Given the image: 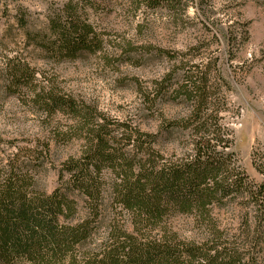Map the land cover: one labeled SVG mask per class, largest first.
<instances>
[{"label":"trees","instance_id":"trees-1","mask_svg":"<svg viewBox=\"0 0 264 264\" xmlns=\"http://www.w3.org/2000/svg\"><path fill=\"white\" fill-rule=\"evenodd\" d=\"M128 1L135 10L167 12L173 21L196 2ZM86 11L85 3L73 0L54 8L34 45L55 62L101 52L103 34ZM229 29L234 41L247 33L244 26ZM190 61L179 60L173 84V71L144 86L135 82L140 110L155 121L154 131L76 100L53 79L39 78L28 62L4 61L6 92L27 95L47 136L10 140L9 153L0 139V264H264V178L254 182L239 163L226 119L229 101L212 100L211 67L217 63ZM170 97L184 99L185 114L158 112L157 99ZM73 140L81 143L79 155L60 163L51 192L40 189L36 175L50 159L51 143ZM174 144L179 154L170 152ZM252 163L264 177V145L254 148ZM106 207L112 217L102 228ZM232 207L237 225L231 228L217 212ZM177 217L190 219L195 237L177 232Z\"/></svg>","mask_w":264,"mask_h":264},{"label":"rangeland","instance_id":"rangeland-1","mask_svg":"<svg viewBox=\"0 0 264 264\" xmlns=\"http://www.w3.org/2000/svg\"><path fill=\"white\" fill-rule=\"evenodd\" d=\"M67 1H0V139L4 148L10 140L25 143L47 136L43 116L27 105V95L6 92L3 65L7 58L28 62L38 70L39 78L53 79L62 92L95 106L110 118L132 121L145 131H154L156 123L143 116L135 82L144 86L173 71V84L181 72L179 60H191L190 64L203 60L217 63L211 67L212 100L230 103L226 119L234 129L239 163L254 182L263 180L253 166L252 152L264 145V0H196L180 21H173L164 11L135 10L128 0H73L85 3L89 20L103 34L104 47L96 54L55 62L33 42L39 32L46 33L47 15ZM22 15L26 22L23 27ZM229 26H244L247 33L238 41L230 40ZM153 47L177 58L157 54ZM157 100L158 112L167 118L186 112L180 101L183 98ZM56 118L67 122L62 114ZM80 147L76 140L52 142L50 159L36 175L38 187L51 192L60 163L78 156ZM180 148L170 145V152L179 154ZM233 210L218 209L221 224L231 228L237 225ZM111 217L112 211L106 207L102 228ZM190 222L182 217L172 220L177 232L186 238L196 236Z\"/></svg>","mask_w":264,"mask_h":264}]
</instances>
